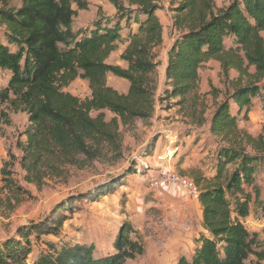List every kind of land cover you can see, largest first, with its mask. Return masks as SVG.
<instances>
[{"label": "trees", "instance_id": "obj_1", "mask_svg": "<svg viewBox=\"0 0 264 264\" xmlns=\"http://www.w3.org/2000/svg\"><path fill=\"white\" fill-rule=\"evenodd\" d=\"M109 1L116 9L113 17L103 16L74 30V5L86 10L87 0H20L19 4L0 0V72L8 75L0 89V121L10 125L9 112L28 115L29 125L21 135L26 139L17 141L28 183L41 186L61 177L67 165L120 156L121 127L155 116V49L164 41L157 12L163 0ZM176 2L173 25L180 32L168 53L165 96L184 105L198 90L199 70L210 59H217L225 73L236 69L250 78L215 110L210 133L225 143L216 150L206 183L195 179L203 230L191 256H180L176 264H264L258 233L245 224L251 202H261L255 181L264 167V134L255 139L246 136L255 151L236 141L239 123L249 119L256 99L264 110V0H233L222 8H216L214 0ZM120 45H124L120 58L127 67L108 62ZM109 74L127 80L128 92L110 86ZM78 78L88 82L90 97L82 99L64 90ZM202 120L195 122L201 125ZM8 154L1 168L5 187L22 193L25 189L13 178L17 157ZM128 174L93 192L70 196L44 219L19 227L0 241V264H125L143 254L142 235L127 221L113 240L114 252L105 255L93 243L60 246L44 239L60 236L74 203L95 202L115 192Z\"/></svg>", "mask_w": 264, "mask_h": 264}, {"label": "rangeland", "instance_id": "obj_2", "mask_svg": "<svg viewBox=\"0 0 264 264\" xmlns=\"http://www.w3.org/2000/svg\"><path fill=\"white\" fill-rule=\"evenodd\" d=\"M13 1L20 3V0ZM87 1L89 8L86 10L74 5L77 10L73 23L75 30L94 24L100 17L114 14V5L109 0ZM214 1L216 8H222L233 0ZM177 3L163 0L162 8L157 12L164 28V41L155 49L158 63L155 116L146 121L137 120L130 128L121 127L124 142L120 156L105 161L67 165L61 177L48 179L41 186L31 184L24 180L25 173L20 164L22 152L17 147L19 138L22 137V141L26 139L21 135L29 125L28 115L9 112L11 124L0 121V241L13 236L19 227L44 219L68 197L93 192L112 179L133 171L126 176L125 184L118 186L115 192L95 202L84 199L74 203L76 207L64 222L60 236L44 239L58 242L60 246L63 243H93L97 252L105 255L114 252L113 240L127 221L142 235L144 253L127 259L125 264H176L180 256H191L194 252L196 239L203 230L202 206L198 196L177 184L152 190L150 181L161 168H168L194 181L198 178L206 183L204 179L209 177L216 150L221 143H225L224 139L210 133L215 110L236 86L248 83L250 78L236 69L225 73L217 59H210L199 70L198 90L186 99L184 105H175L178 99L165 96L168 53L180 32L173 25V7ZM123 33H126V29ZM123 49L120 45L108 62L127 67L120 58ZM249 72L253 73L254 67L249 68ZM7 79L8 75L0 72V89L6 86ZM108 84L119 93H127L129 89L127 80L112 74L108 76ZM64 90L82 99L91 96L88 82L81 78ZM106 113L108 118L112 116L110 112ZM199 118L203 119L201 125L195 122ZM189 132L194 134L181 139V133L183 136ZM198 134L199 138L196 137ZM263 134L264 110L257 108L248 120L239 123L237 140H233H241L248 151H255L246 136L255 139ZM9 152L17 157L13 178L25 189L22 193L9 191L2 178L1 168L9 160ZM255 184L261 190V202H251V214L245 224L249 231L258 233L259 243L264 248V167L259 169ZM38 249L36 246L35 250Z\"/></svg>", "mask_w": 264, "mask_h": 264}, {"label": "built area", "instance_id": "obj_3", "mask_svg": "<svg viewBox=\"0 0 264 264\" xmlns=\"http://www.w3.org/2000/svg\"><path fill=\"white\" fill-rule=\"evenodd\" d=\"M172 184L181 186L184 190L193 195H199V187L194 180L169 170L168 168H161L159 170L158 175L150 181V188L152 190L164 189Z\"/></svg>", "mask_w": 264, "mask_h": 264}, {"label": "crops", "instance_id": "obj_4", "mask_svg": "<svg viewBox=\"0 0 264 264\" xmlns=\"http://www.w3.org/2000/svg\"><path fill=\"white\" fill-rule=\"evenodd\" d=\"M113 8H114V14L112 15V16H110V17H113L115 14H116V9H115V7L113 6ZM87 26V25H86ZM85 27V26H84ZM74 29V28H73ZM75 30V29H74ZM121 46H123L124 47V45H121ZM257 108H261L262 109V105H261V102L259 101V100H255L254 101V105H253V108H252V110L250 111V113H249V115L253 112V111H255ZM263 110V109H262ZM194 133L193 132H191V135H193ZM190 136V135H189ZM189 136H187V137H189ZM186 136L185 137H183V138H181V139H186L187 138ZM185 147V146H184ZM185 149L187 150V147H185Z\"/></svg>", "mask_w": 264, "mask_h": 264}]
</instances>
